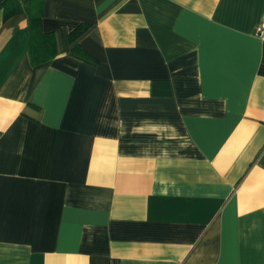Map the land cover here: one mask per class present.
Masks as SVG:
<instances>
[{"label":"crops","instance_id":"crops-1","mask_svg":"<svg viewBox=\"0 0 264 264\" xmlns=\"http://www.w3.org/2000/svg\"><path fill=\"white\" fill-rule=\"evenodd\" d=\"M261 23L264 0H45L34 65L0 10V264H264Z\"/></svg>","mask_w":264,"mask_h":264},{"label":"trees","instance_id":"trees-1","mask_svg":"<svg viewBox=\"0 0 264 264\" xmlns=\"http://www.w3.org/2000/svg\"><path fill=\"white\" fill-rule=\"evenodd\" d=\"M45 0H20L21 7L16 0H0V10L3 19L16 15L21 10L28 19V53L32 64H40L52 59L58 53L57 39L54 32L41 30V18ZM88 24L80 23L69 34V40H74L81 34ZM72 52L83 57H88L82 49L75 45Z\"/></svg>","mask_w":264,"mask_h":264},{"label":"built area","instance_id":"built-area-1","mask_svg":"<svg viewBox=\"0 0 264 264\" xmlns=\"http://www.w3.org/2000/svg\"><path fill=\"white\" fill-rule=\"evenodd\" d=\"M264 33V23H261V25L257 28V34L261 35Z\"/></svg>","mask_w":264,"mask_h":264}]
</instances>
